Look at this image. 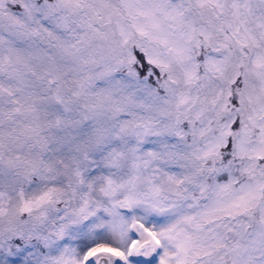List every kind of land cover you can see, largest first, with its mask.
<instances>
[{
	"label": "snow or ice",
	"instance_id": "obj_1",
	"mask_svg": "<svg viewBox=\"0 0 264 264\" xmlns=\"http://www.w3.org/2000/svg\"><path fill=\"white\" fill-rule=\"evenodd\" d=\"M0 264H264V0H0Z\"/></svg>",
	"mask_w": 264,
	"mask_h": 264
}]
</instances>
